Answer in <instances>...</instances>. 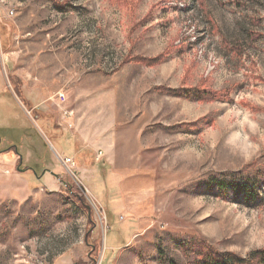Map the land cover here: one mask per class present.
<instances>
[{
    "label": "rangeland",
    "instance_id": "rangeland-1",
    "mask_svg": "<svg viewBox=\"0 0 264 264\" xmlns=\"http://www.w3.org/2000/svg\"><path fill=\"white\" fill-rule=\"evenodd\" d=\"M0 138V264L247 259L264 186L252 202L208 183L264 171V0H0Z\"/></svg>",
    "mask_w": 264,
    "mask_h": 264
},
{
    "label": "trees",
    "instance_id": "trees-1",
    "mask_svg": "<svg viewBox=\"0 0 264 264\" xmlns=\"http://www.w3.org/2000/svg\"><path fill=\"white\" fill-rule=\"evenodd\" d=\"M136 59V58H134ZM161 58L147 59L142 61L149 65L158 64ZM137 62V61H135ZM159 92H163L169 95L191 98L195 95V99L199 102H213L222 96L221 93L213 92L211 90H172V89H158ZM17 149L16 146H14ZM19 157L20 154L16 153ZM31 170V169H30ZM62 183V182H61ZM209 187H216L218 189V195L221 198L227 199L229 193H233L236 197H242L244 200L256 202L260 199V189L264 186V171H256L252 174L237 173L231 176H218L212 177L209 180ZM68 195L72 194L68 192ZM81 203V200H79ZM95 246L91 247L90 253L94 251ZM197 259L192 264H264V250H258L249 255L247 259L240 258L231 253H218L216 251L208 250L202 247L197 248L195 251ZM90 259L91 255H90ZM161 264H176L172 260H168L166 254H161Z\"/></svg>",
    "mask_w": 264,
    "mask_h": 264
},
{
    "label": "crops",
    "instance_id": "crops-1",
    "mask_svg": "<svg viewBox=\"0 0 264 264\" xmlns=\"http://www.w3.org/2000/svg\"><path fill=\"white\" fill-rule=\"evenodd\" d=\"M80 119L78 121H76V125H74L75 127V130L71 133L72 134V139L74 140V143H75V146H76V149L78 150V153H77V158L73 159L74 162L76 164H78V170L80 173V176L84 175L86 176V173L88 171V168L91 167L94 163V159H95V152L94 154H92V151L94 150L92 147L93 146H90L86 141H87V137L85 136L84 133L81 132V130H79V121L82 119L81 116L79 115ZM78 117V118H79ZM72 121V119H71ZM68 129H73V127L71 128H68ZM77 135V138L76 136ZM110 151H113L115 156L117 155L118 153V150L116 151V146L115 144L113 145L112 142H110ZM109 144V143H108ZM108 144H102L103 146L107 147L108 148ZM84 148H86L87 150H85ZM83 150V151H82ZM82 151V152H81ZM81 152V153H80ZM92 155H94V159L92 158ZM68 158V157H67ZM69 158H72L71 156H69ZM79 161H77V160ZM84 160V161H83ZM96 161V160H95ZM85 163L84 165L80 164V163ZM59 182V187H62V184H61V180L58 181Z\"/></svg>",
    "mask_w": 264,
    "mask_h": 264
},
{
    "label": "built area",
    "instance_id": "built-area-1",
    "mask_svg": "<svg viewBox=\"0 0 264 264\" xmlns=\"http://www.w3.org/2000/svg\"><path fill=\"white\" fill-rule=\"evenodd\" d=\"M58 99L61 103L65 102L66 101V97L63 95V94H59L58 95ZM65 115H68V112L65 114ZM103 156V152L102 151H99L97 154H96V157L97 159H99L100 157ZM65 165H71L72 167L75 166V163L71 160V159H66L65 161ZM2 164V161L0 159V165ZM9 173V172H7Z\"/></svg>",
    "mask_w": 264,
    "mask_h": 264
},
{
    "label": "flooded vegetation",
    "instance_id": "flooded-vegetation-1",
    "mask_svg": "<svg viewBox=\"0 0 264 264\" xmlns=\"http://www.w3.org/2000/svg\"><path fill=\"white\" fill-rule=\"evenodd\" d=\"M0 145H1V144H0ZM10 148H11V147H10ZM10 148L5 149L4 152L9 151ZM15 153H16V152H15ZM19 159H20V162H19L18 170H19V171H25V169L23 170V169L21 168V166H22L21 164L23 163V159H22V157H19ZM30 169L32 170V168H30Z\"/></svg>",
    "mask_w": 264,
    "mask_h": 264
},
{
    "label": "water",
    "instance_id": "water-1",
    "mask_svg": "<svg viewBox=\"0 0 264 264\" xmlns=\"http://www.w3.org/2000/svg\"><path fill=\"white\" fill-rule=\"evenodd\" d=\"M0 143H1V138H0Z\"/></svg>",
    "mask_w": 264,
    "mask_h": 264
}]
</instances>
